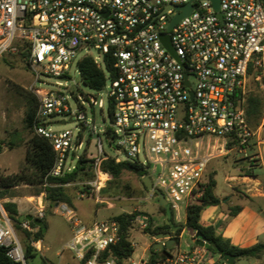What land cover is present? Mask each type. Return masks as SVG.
<instances>
[{"label": "built area", "instance_id": "1", "mask_svg": "<svg viewBox=\"0 0 264 264\" xmlns=\"http://www.w3.org/2000/svg\"><path fill=\"white\" fill-rule=\"evenodd\" d=\"M188 5L191 12L173 24ZM19 46L28 51L39 101L34 130L56 153L52 177L75 171L87 151L96 179L86 186L95 195L110 180L100 168L104 158L136 162L180 220L201 202L214 160L234 151L249 157L257 136L248 122L249 96L259 95L264 103V0H220L219 9L211 0H0V61ZM85 58L106 78L87 100L103 109L105 96L111 127L101 131L87 122L83 106L76 114L71 107L70 93L83 83L79 63ZM59 117L76 119L81 131L54 130ZM261 121L263 127L264 110ZM87 132L96 136L95 153L84 140ZM61 209L73 228L66 248L78 264H120L102 258L119 240L118 221L86 225L67 204ZM38 218H44L41 205ZM133 224L147 229L149 219L139 216ZM22 225L33 232L28 221ZM0 247L15 264H28L5 215ZM212 258L207 248L195 245L168 262L211 264ZM147 262L132 256L122 264Z\"/></svg>", "mask_w": 264, "mask_h": 264}, {"label": "rangeland", "instance_id": "2", "mask_svg": "<svg viewBox=\"0 0 264 264\" xmlns=\"http://www.w3.org/2000/svg\"><path fill=\"white\" fill-rule=\"evenodd\" d=\"M71 78L76 81L79 75L73 71ZM74 81L68 82L69 88L72 89L75 86ZM33 83L34 78L27 56L21 55L18 49L3 56L0 61V175L19 174L25 167L28 135L24 131L23 121L26 104L23 98V91L31 92L35 95L32 90ZM94 95L95 93L89 87L80 83L74 95L70 93L71 107L73 113L76 114L82 112L81 106H83L87 122L95 124L97 129L101 131L111 127V120L104 95L105 106L103 109L97 105L91 107L87 100ZM76 98L80 99L81 104ZM63 120L66 121L65 125L54 124L53 129H72L75 133L81 131V126L78 121H75L76 119H73V121L62 117L57 119L60 122ZM21 136L23 141L17 142L16 147L10 148L8 146L13 138L20 140ZM257 137L264 140V126L254 138L253 145L248 151L249 157L234 151L227 156L214 160L210 164L207 177L216 175L218 183L216 194L221 196L222 199L228 196L231 191L230 186L234 187L235 192L243 193L241 186L237 185V181L229 179V177L250 174L248 166L257 165L258 158H256V149L254 147ZM84 138L86 143L91 142L90 150L95 153L96 136L87 132ZM106 150L109 151L107 146ZM257 173L264 175V168L258 169ZM95 179L96 176L93 173V178L91 179L65 186L67 194L72 199V206L67 205L75 211L76 216L86 225L113 219L123 214L141 213V216H147L149 220L153 221L152 228H155L162 226L167 219L172 217V211L169 207L166 208V214L162 212L157 195L152 196V192L145 187L144 177L141 178L132 172H125L118 181H113L110 177L105 188L99 194L91 195L86 185L95 181ZM35 191V188L29 186H20L11 190L9 193L12 196L11 198L0 200V217L5 215L8 218L2 206L5 201L17 203L21 215H32L34 217H39L41 205L44 208L43 219L46 220V232L44 233L43 241L37 246L39 252L36 253V258L31 260L30 264H78L74 254L66 248V244L73 236V228L61 209L63 204L51 206L46 201L45 193L36 196ZM173 215L177 226L185 224L186 211L181 213L180 220L176 219L175 213ZM11 223L24 249L26 235L23 230L17 229L12 221ZM184 230L185 233H182L181 236H174V238H179L178 242L172 240L174 241L170 246L172 255L187 249V246H195L191 242L195 232L188 228ZM37 231V229H33V232ZM166 238V236L152 237L147 233L146 229H142L138 224H133L129 232V239L135 245L134 258H144L148 261L152 249L157 244H166L171 241L169 237L168 239ZM166 264H169V262ZM238 264H246V262L240 261Z\"/></svg>", "mask_w": 264, "mask_h": 264}, {"label": "trees", "instance_id": "3", "mask_svg": "<svg viewBox=\"0 0 264 264\" xmlns=\"http://www.w3.org/2000/svg\"><path fill=\"white\" fill-rule=\"evenodd\" d=\"M26 47H18L21 55L28 57ZM79 70L82 77V82L91 90H101L106 82L105 74L91 58H85L79 63ZM23 98L26 104V111L24 117V131L28 135L27 139V154L25 167L19 174L14 175H0V200L11 198L10 191L20 186H29L35 188V195L40 196L42 193L46 194V201L51 206L60 204H68L72 206V199L67 194L65 186L67 184L76 183L82 180L93 178V170L91 161L86 153L81 156L75 171L63 177H52V171L56 162V153L52 144L45 138L40 137L34 130V123L39 107L37 97L27 91H23ZM264 110L263 100L259 95L251 94L248 99L247 116L248 122L254 131H257L262 125V116ZM111 115V113H110ZM17 137V136H16ZM13 138L8 146L10 148L16 147L17 142H22ZM249 167V166H248ZM254 167L250 165L249 168ZM100 168L108 173L113 181H118L125 172H132L139 177L143 178L148 175V172L136 162H116L110 157L104 158L101 162ZM216 175L209 177L208 184L201 202L196 205H191L186 213V221L183 226H177L174 222V215L167 219L162 226L152 228L153 221L149 220V227L146 229L147 233L152 237L166 236L170 240L179 241V238L174 236H181L185 228L191 229L195 233H201L209 243L208 252L218 257L215 264H226L224 256L227 254L236 256L237 260L256 258L260 259L264 256V244H257L253 247L242 249L232 245L229 239L218 234L215 226L202 223V214L207 207H221L222 200L216 196L217 180ZM88 188V187H87ZM85 192V191H84ZM8 218L14 223L17 229L23 230L26 237V244L24 248L25 257L30 264L31 260L36 258V253L39 252L36 244L43 241L44 231L43 228H38L34 223L29 222L33 229L37 232H29L22 228L20 222V214L17 203L12 201H5L2 204ZM241 207L237 206L230 211V216H236ZM161 210L166 214L167 209L161 207ZM141 216V213L123 214L115 217L114 219L120 224L119 240L115 245H111L103 254V259L114 258L120 264L126 259L132 257L135 253V247L129 239V232L133 226L134 220ZM44 227H46V220ZM90 255H87L89 258ZM172 257L171 249L164 247L162 250L153 248L151 256L147 264H166ZM85 262L81 263L84 264ZM0 264H15L8 256V250L0 247Z\"/></svg>", "mask_w": 264, "mask_h": 264}, {"label": "crops", "instance_id": "4", "mask_svg": "<svg viewBox=\"0 0 264 264\" xmlns=\"http://www.w3.org/2000/svg\"><path fill=\"white\" fill-rule=\"evenodd\" d=\"M261 128L256 131L257 134ZM254 145L258 163L254 167H248L250 174L229 177L237 181L243 193L235 192L234 187L230 186L231 191L225 199L216 194L222 200V206L207 207L202 214V223L215 226L218 234H222L232 245L242 249L264 244V175L257 173L258 169L264 168V140L257 137ZM237 206L242 208L241 211L236 216H230L231 209ZM191 242L196 245L193 237ZM217 261L218 257L213 256L211 264ZM240 261H245L246 264H264V256L260 259L237 260L236 264Z\"/></svg>", "mask_w": 264, "mask_h": 264}, {"label": "water", "instance_id": "5", "mask_svg": "<svg viewBox=\"0 0 264 264\" xmlns=\"http://www.w3.org/2000/svg\"><path fill=\"white\" fill-rule=\"evenodd\" d=\"M211 1L213 2L216 9H219L220 0H211ZM191 9H192V5H188V6L184 7L183 13H180L174 19L173 24L176 23L178 20H180L183 16L189 14L191 12ZM163 40H164L165 44L167 45V47L169 48V50L174 52L173 48L170 45L169 38L165 36V37H163ZM187 84H188V82H187ZM70 121H72V120H70ZM60 124L65 125L66 121H61ZM143 182H144L145 187L147 188L148 191L153 192L157 195V197L159 199V205L164 209L168 208V203H167V200H166L164 194L160 190L154 188L150 177H148V176L144 177ZM25 221L34 223L38 228H43L44 233L46 232V228L44 227V221L42 219H40L38 217H34L32 215H22L20 217V222H25ZM193 239L195 240V243L197 246L205 247V248H209V246H210L209 243L207 242V239L201 233H196ZM173 242L174 241L171 240V241H168L166 244H157L155 246V249L162 250L164 247L170 248V246ZM237 259L238 258L236 256H233L230 254H227L224 256V262L226 264H236Z\"/></svg>", "mask_w": 264, "mask_h": 264}]
</instances>
